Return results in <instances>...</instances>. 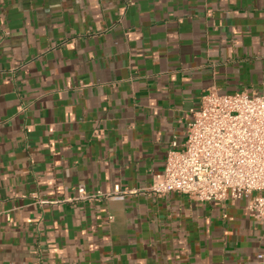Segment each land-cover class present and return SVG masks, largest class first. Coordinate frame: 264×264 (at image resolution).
Segmentation results:
<instances>
[{"label": "crops", "instance_id": "1", "mask_svg": "<svg viewBox=\"0 0 264 264\" xmlns=\"http://www.w3.org/2000/svg\"><path fill=\"white\" fill-rule=\"evenodd\" d=\"M211 88L264 94V0H0V264H264L245 197L146 191Z\"/></svg>", "mask_w": 264, "mask_h": 264}, {"label": "built area", "instance_id": "2", "mask_svg": "<svg viewBox=\"0 0 264 264\" xmlns=\"http://www.w3.org/2000/svg\"><path fill=\"white\" fill-rule=\"evenodd\" d=\"M184 140H173L163 171L146 191L155 195L179 192L198 201L246 198L248 213L264 226V94L204 92L190 109ZM136 190L88 191L53 202L95 201ZM44 202V201H39ZM264 260V247L258 254Z\"/></svg>", "mask_w": 264, "mask_h": 264}]
</instances>
